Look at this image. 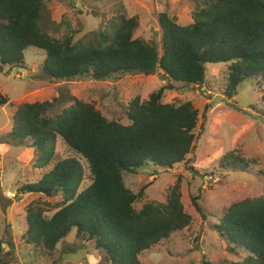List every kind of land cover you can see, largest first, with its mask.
Listing matches in <instances>:
<instances>
[{
    "label": "trees",
    "instance_id": "1",
    "mask_svg": "<svg viewBox=\"0 0 264 264\" xmlns=\"http://www.w3.org/2000/svg\"><path fill=\"white\" fill-rule=\"evenodd\" d=\"M49 1L0 0V71L23 67L25 49L35 46L46 53L42 70L53 79L102 81L116 74L160 71L168 83L146 100L137 96L129 102L127 125L75 97L60 112L54 110L58 98L16 107L10 141L29 140L39 165L51 166L21 191L59 198L52 213L39 199L27 205L24 242L52 251L74 228L75 236L93 242L110 264H141L145 250L186 228L191 216L182 202L181 177L168 188L166 200L156 202L144 200L146 186L131 190L124 173L150 164L167 170L186 161L197 139L198 110L191 101L164 103L163 95L175 85H202L207 63L227 64L229 98L244 80L259 87L264 118V0H193V21L187 25L160 12L159 43L137 36L139 17L126 14L86 40L75 42L69 34L56 37L44 25ZM9 101L0 91V106ZM59 139L74 156L56 159ZM77 157L90 172L91 182L82 190L85 167ZM247 163L233 153L222 157L229 173L244 171ZM198 198L193 196L192 204L204 217ZM214 228L228 250L246 251L235 264H264V193L230 204ZM3 244L0 239V251ZM0 264L11 263L0 257Z\"/></svg>",
    "mask_w": 264,
    "mask_h": 264
},
{
    "label": "rangeland",
    "instance_id": "2",
    "mask_svg": "<svg viewBox=\"0 0 264 264\" xmlns=\"http://www.w3.org/2000/svg\"><path fill=\"white\" fill-rule=\"evenodd\" d=\"M194 9L193 0H50L46 3L44 25L50 34L56 37L69 34L78 42L95 32L108 30L119 15H136L139 17L136 35L159 43L158 13L168 12L179 24L187 25L193 21ZM45 56L43 50L29 46L24 51L23 67H4L0 71V91L10 99L8 104L0 106V239L4 243L0 257L11 264H110L93 242L78 239L74 228L52 251L24 242L27 205L39 199L47 202L52 213L59 198L21 191L25 184L38 181L51 166L39 165L38 153L29 140L23 144L10 141L12 118L21 103L58 98L54 110L60 112L75 97L92 103L108 119L127 125L129 102L137 96L148 99L152 91L168 81L160 71L150 75L116 74L102 81L90 77L57 80L43 72ZM227 75V64L207 63L202 85H175L164 92V103L191 101L198 110L197 139L186 161L167 170L150 164L136 172L124 173L131 190L136 193L146 186L144 200L156 202H164L168 188L181 177L182 202L191 216L186 228L145 250L140 256L141 264H203L204 261L235 264L247 255L243 249L228 250L214 224L233 202L264 193L262 90L244 80L229 98L225 95ZM56 147V159L74 156L61 139ZM226 153L248 161L244 171L229 173L222 166ZM77 158L85 167L82 190L91 182L90 172L85 162ZM243 163H238L240 168ZM193 196L199 197L204 217L193 206Z\"/></svg>",
    "mask_w": 264,
    "mask_h": 264
}]
</instances>
